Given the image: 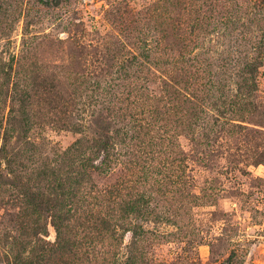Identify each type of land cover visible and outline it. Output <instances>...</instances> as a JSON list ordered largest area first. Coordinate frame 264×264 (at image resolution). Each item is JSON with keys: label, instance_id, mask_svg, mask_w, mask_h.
Segmentation results:
<instances>
[{"label": "rangeland", "instance_id": "374dc122", "mask_svg": "<svg viewBox=\"0 0 264 264\" xmlns=\"http://www.w3.org/2000/svg\"><path fill=\"white\" fill-rule=\"evenodd\" d=\"M81 138L114 232L74 264H264V0H0V264H44Z\"/></svg>", "mask_w": 264, "mask_h": 264}, {"label": "trees", "instance_id": "16d2710c", "mask_svg": "<svg viewBox=\"0 0 264 264\" xmlns=\"http://www.w3.org/2000/svg\"><path fill=\"white\" fill-rule=\"evenodd\" d=\"M36 86L37 78L30 76L29 87L33 92ZM88 141L78 139L55 158L56 162L48 172L44 170V205L50 202L55 188L59 190L61 201L59 212L52 211L51 214L56 239L53 244H46L44 247V256L40 258L44 264H74L80 259L76 253L78 250L93 247L112 232L110 218L114 209L110 208V203L107 204L106 197L100 199L98 195H94V191L98 190H94L91 170L86 166L88 157L82 153L84 148H89L86 146ZM26 146L30 149L36 147L29 140ZM108 194L110 191H107ZM134 211V204L127 203L120 207V212L123 213ZM89 257L88 254L83 259L88 260Z\"/></svg>", "mask_w": 264, "mask_h": 264}]
</instances>
